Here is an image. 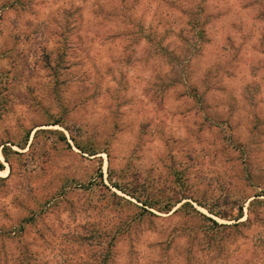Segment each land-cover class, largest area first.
<instances>
[{
	"label": "rangeland",
	"instance_id": "1",
	"mask_svg": "<svg viewBox=\"0 0 264 264\" xmlns=\"http://www.w3.org/2000/svg\"><path fill=\"white\" fill-rule=\"evenodd\" d=\"M0 264H264V0H0Z\"/></svg>",
	"mask_w": 264,
	"mask_h": 264
}]
</instances>
